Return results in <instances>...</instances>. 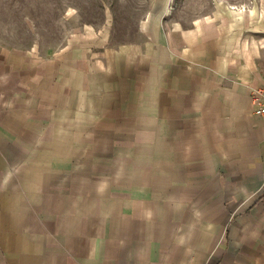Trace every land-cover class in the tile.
I'll return each mask as SVG.
<instances>
[{
    "label": "crops",
    "instance_id": "1",
    "mask_svg": "<svg viewBox=\"0 0 264 264\" xmlns=\"http://www.w3.org/2000/svg\"><path fill=\"white\" fill-rule=\"evenodd\" d=\"M213 27L0 52V264H264V71Z\"/></svg>",
    "mask_w": 264,
    "mask_h": 264
},
{
    "label": "rangeland",
    "instance_id": "2",
    "mask_svg": "<svg viewBox=\"0 0 264 264\" xmlns=\"http://www.w3.org/2000/svg\"><path fill=\"white\" fill-rule=\"evenodd\" d=\"M202 20L232 43L243 64L255 56L252 76L264 71V0H0V52L49 57L72 45L139 44L143 23L168 32Z\"/></svg>",
    "mask_w": 264,
    "mask_h": 264
},
{
    "label": "built area",
    "instance_id": "3",
    "mask_svg": "<svg viewBox=\"0 0 264 264\" xmlns=\"http://www.w3.org/2000/svg\"><path fill=\"white\" fill-rule=\"evenodd\" d=\"M255 100L257 105V109L255 110V113L264 122V98L261 96H257V94H255Z\"/></svg>",
    "mask_w": 264,
    "mask_h": 264
}]
</instances>
